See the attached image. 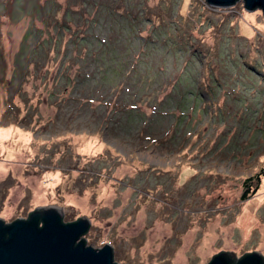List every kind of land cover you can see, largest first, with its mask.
<instances>
[{
	"label": "rangeland",
	"instance_id": "obj_1",
	"mask_svg": "<svg viewBox=\"0 0 264 264\" xmlns=\"http://www.w3.org/2000/svg\"><path fill=\"white\" fill-rule=\"evenodd\" d=\"M262 174L261 10L0 0L5 223L86 217L81 238L119 264L264 257Z\"/></svg>",
	"mask_w": 264,
	"mask_h": 264
},
{
	"label": "water",
	"instance_id": "obj_2",
	"mask_svg": "<svg viewBox=\"0 0 264 264\" xmlns=\"http://www.w3.org/2000/svg\"><path fill=\"white\" fill-rule=\"evenodd\" d=\"M210 8L228 9L242 1L244 9L261 10L264 0H204ZM90 223L86 217L64 223L60 208L38 207L27 219L5 223L0 219V264H119L113 249L87 246L83 238ZM208 264H264L259 252H246L237 258L234 252L220 251Z\"/></svg>",
	"mask_w": 264,
	"mask_h": 264
},
{
	"label": "trees",
	"instance_id": "obj_3",
	"mask_svg": "<svg viewBox=\"0 0 264 264\" xmlns=\"http://www.w3.org/2000/svg\"><path fill=\"white\" fill-rule=\"evenodd\" d=\"M141 38H144V37H141ZM104 53V52H103ZM187 95L189 96V97H193V93L192 92H190V91H187ZM171 103H170V100L168 99L167 100V102H166V105H170ZM262 175H264V174H262ZM260 179V177H258V180ZM248 196H247V190H246V192L243 194V196H242V199H246Z\"/></svg>",
	"mask_w": 264,
	"mask_h": 264
},
{
	"label": "bare ground",
	"instance_id": "obj_4",
	"mask_svg": "<svg viewBox=\"0 0 264 264\" xmlns=\"http://www.w3.org/2000/svg\"><path fill=\"white\" fill-rule=\"evenodd\" d=\"M5 136H6V135H5ZM5 136H4V137H5Z\"/></svg>",
	"mask_w": 264,
	"mask_h": 264
},
{
	"label": "flooded vegetation",
	"instance_id": "obj_5",
	"mask_svg": "<svg viewBox=\"0 0 264 264\" xmlns=\"http://www.w3.org/2000/svg\"><path fill=\"white\" fill-rule=\"evenodd\" d=\"M27 219V218H26Z\"/></svg>",
	"mask_w": 264,
	"mask_h": 264
}]
</instances>
